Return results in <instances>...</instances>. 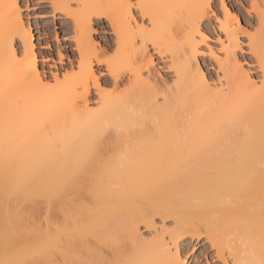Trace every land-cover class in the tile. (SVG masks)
<instances>
[{"label": "bare ground", "instance_id": "bare-ground-1", "mask_svg": "<svg viewBox=\"0 0 264 264\" xmlns=\"http://www.w3.org/2000/svg\"><path fill=\"white\" fill-rule=\"evenodd\" d=\"M29 1L0 0V264H264V0H38L71 29L40 48Z\"/></svg>", "mask_w": 264, "mask_h": 264}, {"label": "rangeland", "instance_id": "rangeland-1", "mask_svg": "<svg viewBox=\"0 0 264 264\" xmlns=\"http://www.w3.org/2000/svg\"><path fill=\"white\" fill-rule=\"evenodd\" d=\"M21 2V5L23 4L24 6V0H19ZM32 0H30L28 2V19L30 20L31 24H32V28L34 30V36H35V42L37 44V47H42L44 45V40L46 38H48L51 42L52 45H54V41H55V37H57L59 39V41L62 43L63 42V38L66 35H70V26H64L61 25L58 21H54L51 17L50 14V9H48L46 6L44 5H40L38 2V0H33V2H31ZM216 7V13L217 15L220 13L219 12V4H218V0L215 4ZM240 9V7H238ZM242 13L244 14V11L241 10ZM22 12L23 15L26 16V11L24 10V7L22 8ZM214 18H212V22L215 20H213ZM213 25H216L215 23H213ZM66 29V32L64 31ZM97 29V28H96ZM108 31V29H107ZM216 31V28H215ZM109 32V31H108ZM209 40L207 42L206 46H203L204 48L209 46L210 48L213 49V51L218 50L219 46H218V41L216 39V34L213 33L214 31L212 30V28H209ZM217 35H219L221 38V40L223 39V36L217 32ZM103 34L100 31H97V37L96 35L94 36V39L97 41L99 36H102ZM100 41V39L98 40ZM241 42V48L243 50H245L244 47V42L245 39L244 38H240ZM243 44V45H242ZM204 52H207L206 48L203 50ZM56 58V57H55ZM153 59H155L154 61V65L153 68L159 72L160 77H158L160 80H164L171 82V78H172V74L170 73V71L167 69V66H164L162 62H160L158 59H156L155 56H153ZM244 68L246 69V66L243 65ZM38 205V203H36ZM41 203H39L40 205ZM42 205V204H41ZM40 205V206H41ZM38 207L37 210H39L38 214L36 211V215H34V218L32 217L33 220H35V217H37V221L40 219V215L42 216V207ZM41 210H40V209ZM32 212V211H31ZM34 212V211H33ZM30 214V212L28 213ZM33 214V213H31ZM45 214V212H43V215ZM30 219L32 222L33 220ZM45 219V218H44ZM35 220V221H36ZM43 221V219H42ZM41 221V222H42ZM39 223V221H38ZM44 223V222H43ZM39 225H41L39 223ZM143 238L145 240H148L150 238L148 233H143ZM194 243L191 244L189 247H186L184 249L183 252H181L185 258V261L187 264H220L217 259L214 256V252L213 250L208 246V244H205L204 241H201L198 245L195 246V248L192 249ZM192 252V253H191Z\"/></svg>", "mask_w": 264, "mask_h": 264}]
</instances>
